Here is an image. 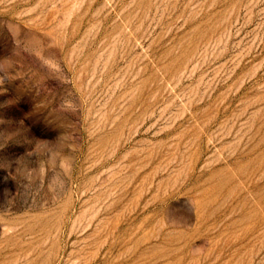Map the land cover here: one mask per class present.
I'll use <instances>...</instances> for the list:
<instances>
[{"label":"rangeland","instance_id":"obj_1","mask_svg":"<svg viewBox=\"0 0 264 264\" xmlns=\"http://www.w3.org/2000/svg\"><path fill=\"white\" fill-rule=\"evenodd\" d=\"M0 264H264V0H0Z\"/></svg>","mask_w":264,"mask_h":264}]
</instances>
